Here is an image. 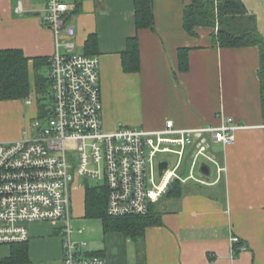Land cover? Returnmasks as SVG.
<instances>
[{
    "label": "crops",
    "instance_id": "obj_1",
    "mask_svg": "<svg viewBox=\"0 0 264 264\" xmlns=\"http://www.w3.org/2000/svg\"><path fill=\"white\" fill-rule=\"evenodd\" d=\"M191 1L153 0L154 29H137L134 0H81L79 12L70 18L75 50L83 52L87 36L97 35L93 55L99 59L106 130L119 123L156 130L163 128L166 120L179 128H194L219 125L228 116L245 126L236 129L233 144L212 143L211 152L224 167L219 175L216 172L210 178L213 166L208 164L211 174L204 176V183L183 184L181 195H164L156 202L161 224L146 228L138 262L264 264V116L259 49L254 45L214 44L212 29L204 26L196 27L195 35L187 33L183 10ZM18 2L0 0V49L19 48L29 58L50 57L55 51L53 32L40 25L27 6L16 12ZM135 35L140 67L125 71L121 54L127 39ZM179 48L188 49L186 70L179 68ZM28 65L33 80L31 59ZM19 101L0 100V117H4L0 119V142L27 135L26 126L37 113L36 105L24 101L29 109L23 112ZM83 191L80 184L72 190L73 220L78 227V221L90 219L84 215ZM37 222L44 221L27 224L31 263L62 264L61 223L55 221L58 226L42 234L34 227ZM106 234L117 243L125 237L118 232ZM231 236H236L237 242H231ZM87 242L88 248L101 252L110 264L104 247L93 248ZM8 253L9 246L0 244V264ZM111 259L114 263L112 255Z\"/></svg>",
    "mask_w": 264,
    "mask_h": 264
},
{
    "label": "built area",
    "instance_id": "obj_2",
    "mask_svg": "<svg viewBox=\"0 0 264 264\" xmlns=\"http://www.w3.org/2000/svg\"><path fill=\"white\" fill-rule=\"evenodd\" d=\"M79 1L41 0L29 8L55 39L48 66L50 104L47 116L30 119L25 137L0 142V244L28 241L30 222L59 221L62 264H108L105 255L88 248L83 229L74 224V186L79 181L84 186L87 179L106 188L111 216L145 215L174 180L204 183L201 163L215 166L219 175L224 167L212 154V143L233 144L236 129L245 126L228 116L219 125L194 128L166 120L156 130L122 123L106 130L99 59L75 50L70 18ZM23 10L19 0L15 11ZM33 101L31 93L25 103ZM68 142L73 149L67 148ZM163 160L168 165L160 174Z\"/></svg>",
    "mask_w": 264,
    "mask_h": 264
},
{
    "label": "trees",
    "instance_id": "obj_3",
    "mask_svg": "<svg viewBox=\"0 0 264 264\" xmlns=\"http://www.w3.org/2000/svg\"><path fill=\"white\" fill-rule=\"evenodd\" d=\"M81 0L77 2L74 13L79 12ZM135 26L137 29H154L153 0H134ZM183 27L191 35L196 27L212 29L214 44L223 47L257 46L259 49L260 91L264 116V38L257 31L255 16L248 10L243 0H192L183 10ZM217 25V30H214ZM83 53L93 55L97 49L98 37L89 34ZM122 65L125 71H138L139 42L137 35L128 38L126 49L122 52ZM33 62L32 79L29 60ZM179 68H188V49H178ZM49 56L29 58L19 48L0 49V100H25L31 93L35 95L37 115L45 117L49 111L51 81L48 76ZM48 100V101H45ZM84 215L99 219L103 233L118 232L133 240L141 238L146 228L161 224L156 203H151L145 215L111 216L106 211L107 190L101 185L84 179ZM184 191L180 180H174L166 196H179ZM28 241L8 244L9 253L1 260L4 264H30Z\"/></svg>",
    "mask_w": 264,
    "mask_h": 264
},
{
    "label": "rangeland",
    "instance_id": "obj_4",
    "mask_svg": "<svg viewBox=\"0 0 264 264\" xmlns=\"http://www.w3.org/2000/svg\"><path fill=\"white\" fill-rule=\"evenodd\" d=\"M246 5L249 8V11L255 16V24L257 26V31L262 35L264 38V0H243ZM41 0H24V6H27L30 8L31 6L40 3ZM33 18H35L40 25L41 20L40 17L37 15H34ZM73 23H77V19H73ZM25 100H20V104L23 105V112H26L27 109H29V106L24 103ZM48 101V100H45ZM25 104V105H24ZM0 119L4 120V117L1 116ZM74 145L71 142H68L67 148L73 149ZM186 174V170L184 172ZM216 171L212 169V174L210 178H212L215 175ZM200 175V174H199ZM197 173L195 174L196 177H200ZM202 176V175H201ZM204 177V176H202ZM206 178V177H204ZM182 182V181H181ZM198 181H195L193 179L186 180L185 182H182V184H194L197 185ZM81 184V181L78 182V186ZM202 184V183H200ZM83 221H78L77 224L83 227V233L82 237L86 240H88L93 248H105L108 255V260L110 261V264H140L138 262V256L139 259L140 256V248H141V238L137 240H133L130 237H123L121 239L122 242H116V239H108L109 235L103 233L101 222L99 219H82ZM57 222L52 221H44V222H37L34 224V227L37 229L39 233H44L45 231H51L53 228L57 227ZM111 246V247H110ZM54 247V246H52ZM117 248V252L111 253L112 249ZM142 250V249H141ZM110 251V252H109ZM110 253V254H109ZM111 255L113 257L114 263H112ZM39 258V257H38ZM31 264H46V263H39V261H34ZM56 264V263H55Z\"/></svg>",
    "mask_w": 264,
    "mask_h": 264
},
{
    "label": "water",
    "instance_id": "obj_5",
    "mask_svg": "<svg viewBox=\"0 0 264 264\" xmlns=\"http://www.w3.org/2000/svg\"><path fill=\"white\" fill-rule=\"evenodd\" d=\"M33 14L37 15V13H33ZM167 165H168V161H166V160L159 162V173L160 174H162L164 169H166ZM199 171L202 175L207 176V177L210 176V174H211L210 173L211 172L210 166L205 162L201 163V165L199 167Z\"/></svg>",
    "mask_w": 264,
    "mask_h": 264
}]
</instances>
